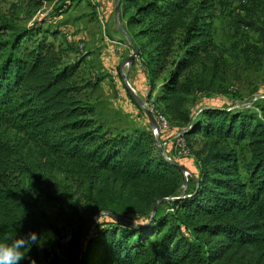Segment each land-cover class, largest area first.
<instances>
[{"label":"trees","instance_id":"16d2710c","mask_svg":"<svg viewBox=\"0 0 264 264\" xmlns=\"http://www.w3.org/2000/svg\"><path fill=\"white\" fill-rule=\"evenodd\" d=\"M217 1L118 0L125 34L138 50L150 92L165 75L154 98L163 109L154 103L155 107L169 123L184 126L189 146L198 144L197 173L188 178L192 186L174 204L184 220L203 215L193 229L207 238L188 237L183 233L185 221L169 222L157 210L146 225L128 221L123 216L127 213L117 207L103 206L96 212L120 213L128 222L111 215L95 221L84 236L80 258L67 264H219L231 247H248L258 254L224 264H264V105L261 118L256 112L214 106L194 115L185 107L192 94L210 85L201 73L210 70L213 77L218 66L213 39ZM3 27L10 32L0 37V123H9L24 144L35 145L60 163L85 161L87 171L95 175L111 170L124 182L140 183L153 204L179 195L182 172L155 150L151 133L112 134L95 120V107L85 90L96 81H79L81 60L66 61L64 48L48 40L58 29L39 22ZM244 141L250 152L247 181L229 143ZM29 177L43 186L49 199L58 198L26 166L14 145L0 137V242H10L6 237L15 232H35L40 238L46 231L58 244L59 230L36 201L23 196ZM95 181L89 178V193ZM88 224L82 220L78 226L81 236ZM21 264H29L27 257Z\"/></svg>","mask_w":264,"mask_h":264},{"label":"rangeland","instance_id":"374dc122","mask_svg":"<svg viewBox=\"0 0 264 264\" xmlns=\"http://www.w3.org/2000/svg\"><path fill=\"white\" fill-rule=\"evenodd\" d=\"M58 9L62 10L59 14ZM34 22L53 31L58 29V33L49 36L48 40L64 48L66 61L81 60L76 77L79 81L91 84L96 81L85 92L94 104L97 122L112 134L148 131L153 135L155 150L184 167L179 169L183 177L177 189L179 195L158 199L156 210L169 222L185 221L183 233L204 241L206 235L193 229L196 223L205 219L203 215L184 220L174 204L178 197L185 196L187 187L192 186L188 178H195L197 173L199 164L194 153L198 144L193 148L189 146L183 138L184 126L174 121L168 123L166 131L159 136L152 132L151 121L137 100L146 103L148 111L154 103L163 109L154 98L165 75L157 81L155 91L150 92L137 55L130 65L126 63L132 45L120 29L124 28V21L115 9L114 0H0V37H7L10 32L3 27L5 24L20 28ZM213 39L218 47L215 75L212 77L210 70L201 73L210 85L189 97L185 106L187 111L195 115L205 106H214L230 112H256L261 118L260 109L264 105V0L217 1ZM124 78L134 95L129 93ZM0 137L14 145L26 166L46 181L58 197L49 199L43 186L32 177L24 182L23 196L36 201L60 232L58 244L50 234L42 232L41 244L26 252L29 264L31 260L35 264H67L77 257L81 240L78 226L82 220L90 223L98 214L95 221H100L104 215L112 213L108 210L96 212L100 207H117L127 213L123 216L132 223L144 221L147 225L153 215L154 204L140 183L124 182L118 172L111 170H98L95 175L91 170L87 171L89 165L85 161L60 163L35 145L24 144L21 134L7 122L0 123ZM229 143L235 149L240 174L247 181L245 165L250 160V152L246 141ZM89 178L96 180L91 193L87 190ZM116 216L124 219L120 213ZM257 254L248 247H231L218 263H233L238 258L245 260Z\"/></svg>","mask_w":264,"mask_h":264},{"label":"clouds","instance_id":"9594fccd","mask_svg":"<svg viewBox=\"0 0 264 264\" xmlns=\"http://www.w3.org/2000/svg\"><path fill=\"white\" fill-rule=\"evenodd\" d=\"M6 241L0 242V264H21V261L26 258V252L33 245L41 244L37 233L29 232L27 235H15L6 237ZM30 264H35L34 260Z\"/></svg>","mask_w":264,"mask_h":264},{"label":"water","instance_id":"95a60500","mask_svg":"<svg viewBox=\"0 0 264 264\" xmlns=\"http://www.w3.org/2000/svg\"><path fill=\"white\" fill-rule=\"evenodd\" d=\"M115 2V9L116 11L118 10V0H114ZM116 20H118V17H116ZM120 29L122 31H124L125 33V30L124 28L120 27ZM127 36V34H125ZM128 37V36H127ZM128 40H129V43L132 45V53L127 57L126 59V63L127 64H131L135 58V56L137 55L138 53V50L136 49V47L133 45L132 41L130 40V38L128 37ZM125 82H126V79L124 78ZM126 86H127V89L129 91V93L131 95H134V91L132 90V88L130 87V85H128V83L126 82ZM139 102V104L141 105V107L143 108V110L145 111V113L148 115L150 121H151V125L152 127H156L157 126V123H156V120L154 118V116L146 109L144 103L141 101V100H137ZM165 157V156H164ZM167 158V157H165ZM167 160L169 162H171L172 164H174L178 169H184V167H182L180 164L178 163H175L173 161H171L169 158H167ZM165 198H162L161 200H164ZM158 204V201H156L153 205V208H152V213L154 214L155 210H156V206ZM98 215V214H97ZM97 215L91 220V222L88 224V226L84 229L83 233H82V236H81V240H80V247H79V251H78V254H77V257H76V261L80 258V252H81V245H82V242H83V239H84V236L85 234L87 233V231L89 230L91 224L95 221V219L97 218ZM109 215L111 216H114L116 218H118L119 220L123 221V222H128L127 220L123 219V218H120L118 216H116L115 214L113 213H109Z\"/></svg>","mask_w":264,"mask_h":264},{"label":"bare ground","instance_id":"6f19581e","mask_svg":"<svg viewBox=\"0 0 264 264\" xmlns=\"http://www.w3.org/2000/svg\"><path fill=\"white\" fill-rule=\"evenodd\" d=\"M155 105L151 104L149 106V111L150 113L154 116L155 120H156V123H160L162 125H164V128H167L168 126V119L166 118L165 115H163L162 113H160L156 107H154ZM148 110V109H147ZM181 140V139H180ZM183 142V140H182Z\"/></svg>","mask_w":264,"mask_h":264},{"label":"built area","instance_id":"2783aa9c","mask_svg":"<svg viewBox=\"0 0 264 264\" xmlns=\"http://www.w3.org/2000/svg\"><path fill=\"white\" fill-rule=\"evenodd\" d=\"M145 107H146V109H147V104H146V103H145ZM162 131H166V129L164 128V125H162V124H160V123H157V126H156V127H153V130H152V132H153L154 134H156V136H157V135L159 136V134H160Z\"/></svg>","mask_w":264,"mask_h":264}]
</instances>
